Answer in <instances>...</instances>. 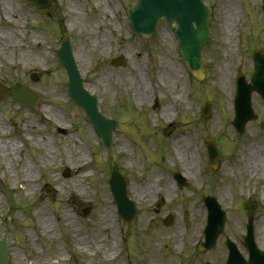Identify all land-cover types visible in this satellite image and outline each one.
<instances>
[{
  "label": "rangeland",
  "instance_id": "obj_1",
  "mask_svg": "<svg viewBox=\"0 0 264 264\" xmlns=\"http://www.w3.org/2000/svg\"><path fill=\"white\" fill-rule=\"evenodd\" d=\"M133 1L56 0L39 9L27 0H0V83L7 86L0 101V179L15 200L8 264H178L182 260L224 264L225 235L245 254L241 238L249 195L257 204L256 241L264 246V130L260 124L264 105L259 95L251 96L257 118L247 122L242 134L236 135L230 123L236 75L242 73L249 80L252 51H264L262 0H204L211 13L209 37L202 47L205 75L201 80L190 74L164 18L149 38L131 33L126 8ZM70 14L77 15V24L72 25ZM63 36L70 39L84 86L96 95L102 114L116 119L108 146L67 94V75L55 55ZM23 53L32 58L21 60ZM118 55L124 64H110ZM166 61L178 69L179 98H172V90L163 84ZM33 71L38 81L30 79ZM141 78L147 87L141 85ZM20 84L39 93L34 109L12 100ZM156 100L158 106L153 108ZM206 100L211 112L203 116L200 109ZM168 101L171 110L165 119L162 112ZM49 109L63 116V124L49 118ZM206 137L219 150L220 165L215 170L208 163ZM38 138L57 150L50 164L40 158L44 147L34 144ZM180 138L192 156L194 175L182 174L184 167L173 150ZM12 142L18 148L7 154L3 146L10 148ZM77 146L86 150L88 158L89 175L80 181L81 191L73 187L76 167L68 160V150L72 148L74 158ZM253 154L261 160L259 166L250 164ZM23 165L33 168L35 179H22ZM112 168L125 178L127 195L136 205L130 221L117 213L108 184ZM64 169L69 175H63ZM174 172L186 178V186H177ZM31 183L35 188L28 191ZM60 183L64 192L56 194ZM142 187L145 192L138 194ZM204 194L215 195L226 211L225 226L213 248H197L194 254L191 247L203 239L206 223ZM104 197L111 218L102 224L100 199ZM42 209L50 213V229L42 226ZM6 210L0 187V237ZM55 213L61 218L56 220ZM168 214L172 221L164 225L162 219Z\"/></svg>",
  "mask_w": 264,
  "mask_h": 264
},
{
  "label": "water",
  "instance_id": "obj_2",
  "mask_svg": "<svg viewBox=\"0 0 264 264\" xmlns=\"http://www.w3.org/2000/svg\"><path fill=\"white\" fill-rule=\"evenodd\" d=\"M39 7H46L51 0H30ZM210 8L204 4L202 0H135V3L127 10L130 17L133 31L143 36H150L155 32V25L161 16H165L169 23H175L173 32L177 38L178 48L183 59L189 63L194 76L201 78L204 74L203 63L201 60V48L208 36V17ZM58 57L64 65L68 73V93L73 100L82 106L89 117L90 122L94 125L98 135L106 144L111 142V132L115 127V121L105 118L98 110L96 99L90 95L82 85V78L79 75L76 64L74 62L71 48L68 40L61 43L58 49ZM254 70L251 75V81L247 82L243 75L236 80V92L234 97L235 116L232 124L236 127L237 132L243 131L245 123L256 115L251 107L250 96L253 90L257 91L264 102V53L261 50L252 54ZM114 64H123V57L118 56L112 60ZM33 80L38 77L31 75ZM6 92V87L0 85V100ZM38 94L31 91L29 87L23 85L19 88L13 99L17 102L25 104L29 108H33ZM210 104L205 103L202 108V114L207 115L210 111ZM264 128V120L262 121ZM208 156L210 164L213 168L218 166V151L211 139L207 142ZM67 175V173H66ZM176 178L180 183H184L183 179L176 174ZM3 192L8 199V211L4 216V234L0 239V264H7V231L9 228V218L14 207V200L10 189L2 181ZM110 184L114 196L118 204V210L125 219H130L134 214V205L128 200L125 192V183L121 176L115 172L112 173ZM204 203L208 208V223L204 230L205 241L202 248H211L224 225L225 212L221 210L217 200L212 195L204 196ZM248 223L247 234L245 235V245L248 247L250 258L244 260L237 250L236 245L226 237V245L229 248L226 264H260L257 254L261 255L256 248L253 234L252 211L253 203L247 204ZM171 216L163 220L169 223ZM264 261V257H263Z\"/></svg>",
  "mask_w": 264,
  "mask_h": 264
},
{
  "label": "bare ground",
  "instance_id": "obj_3",
  "mask_svg": "<svg viewBox=\"0 0 264 264\" xmlns=\"http://www.w3.org/2000/svg\"><path fill=\"white\" fill-rule=\"evenodd\" d=\"M98 1V0H96ZM231 9L227 10V17L231 16ZM70 22L72 23V25H75L78 23V18L77 15L75 14H70ZM230 20L226 21V30L229 31V25H230ZM4 36H7L4 33ZM74 58L76 57V54L73 53ZM26 57H31L32 55L30 54H26L23 53L21 55V60L23 59H27ZM164 68H167L168 70L166 71V73H163L161 78H165L166 80H163V84L164 86L168 89V90H172V98H179L180 96V84L178 82V80L176 79L177 76H179V72L178 69L175 65L169 63V62H164L163 66ZM172 72H176V75H174ZM165 74V75H164ZM166 76V77H165ZM141 80V85L143 87H147L148 85L145 84V81L143 78L140 79ZM150 83V81H149ZM170 110H171V106H170V102L168 101L167 104L164 105L163 107V117L165 119H168L170 116ZM49 118H51L53 121L57 122L58 124H63V116H61L57 111L51 110L49 109ZM178 138V137H177ZM183 139L180 138L177 140L176 144L173 146V150L175 152V155L177 156V158L180 160V162L182 163L183 171L182 174L183 175H194L193 173V168H194V162L192 159V156L190 154L187 153L186 151V144L184 141H182ZM34 144H36L37 146H43L44 148V153L40 156V158L44 161H46V163H51L52 160L55 158V152L57 151L54 147H52L50 145V143H48L46 141V139H37L34 141ZM18 148V145L15 142L11 143V146L9 148V145L6 144L5 146H3V149L5 150V152L8 154H12V151H15ZM66 149V148H65ZM75 150L77 151L76 156L73 158V156H71V151L72 148H70V150H68L69 153V162L71 163L72 166L76 167V172L73 176L72 179V183H73V187L74 188H79V190H82V184L80 181H84V179H86V177H88L89 173L86 171L85 167L86 164L88 162V158L86 155V150H83L81 148V146H77L75 148ZM254 158L253 161H250V164H256V166H259L261 163V160L259 158H255V154H253ZM21 177L23 180H33L36 178V176H34L33 174V168L29 165H23L22 168L19 171ZM62 183H60L59 188L56 189L57 191H55V193L57 194L60 193L62 194L64 192V188L61 186ZM147 187V186H146ZM146 187H142L139 191L138 194L140 193H144L146 190ZM35 188L34 184H30L27 186V190L28 191H33ZM168 192H170V189H167ZM101 210H100V220L102 224H105L108 222V219L111 218V211H110V204L106 201L105 197L101 198ZM55 219H60L61 216L59 214H54ZM64 216H68V213L64 212ZM69 221V220H68ZM41 223L42 226L44 227V229H50L51 228V223H52V219L50 217V213L49 215L42 209V216H41ZM110 224V223H109ZM108 224V225H109ZM110 255L112 256V252L110 253Z\"/></svg>",
  "mask_w": 264,
  "mask_h": 264
}]
</instances>
